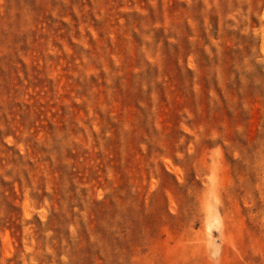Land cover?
Here are the masks:
<instances>
[{"label": "rangeland", "instance_id": "374dc122", "mask_svg": "<svg viewBox=\"0 0 264 264\" xmlns=\"http://www.w3.org/2000/svg\"><path fill=\"white\" fill-rule=\"evenodd\" d=\"M0 264H264V0H0Z\"/></svg>", "mask_w": 264, "mask_h": 264}]
</instances>
